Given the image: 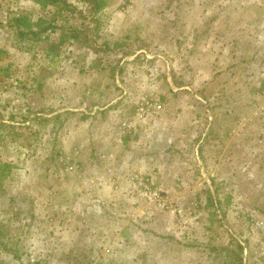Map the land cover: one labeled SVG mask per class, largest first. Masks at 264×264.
<instances>
[{
  "label": "rangeland",
  "instance_id": "rangeland-1",
  "mask_svg": "<svg viewBox=\"0 0 264 264\" xmlns=\"http://www.w3.org/2000/svg\"><path fill=\"white\" fill-rule=\"evenodd\" d=\"M104 1L0 0V264H264V0Z\"/></svg>",
  "mask_w": 264,
  "mask_h": 264
},
{
  "label": "trees",
  "instance_id": "trees-1",
  "mask_svg": "<svg viewBox=\"0 0 264 264\" xmlns=\"http://www.w3.org/2000/svg\"><path fill=\"white\" fill-rule=\"evenodd\" d=\"M36 2L41 3L42 5H54L57 7V9L59 8H65L68 9L69 7H71L70 3L67 2V0H35ZM86 2L92 3L91 8L95 11H98L99 9H101L102 7L105 6L106 2L104 0H85ZM15 28H16V32L18 33L17 35H22V37L26 36L27 31H32V26L33 25H37L39 26L38 30H36L35 32H31L32 34H41L44 33L45 31H48L49 29H54V27L52 26L53 24V19L48 22H46V26H40L41 22H45L42 18H37L36 22H34V24L31 23L30 19L28 17L26 18H16L15 17ZM73 39H76V35L72 34ZM11 208V207H9ZM3 226V225H2ZM4 229L1 228L0 229V235L4 236ZM3 245L2 247H4L3 242H1ZM8 253L12 256V259H20L18 252H16V250H10L8 249ZM14 264V263H11ZM20 264V262H19Z\"/></svg>",
  "mask_w": 264,
  "mask_h": 264
},
{
  "label": "built area",
  "instance_id": "built-area-1",
  "mask_svg": "<svg viewBox=\"0 0 264 264\" xmlns=\"http://www.w3.org/2000/svg\"><path fill=\"white\" fill-rule=\"evenodd\" d=\"M161 109H162V104L160 102L146 100L142 102L141 105L139 106L137 115L139 118H142L143 115L155 114L159 112ZM123 124L129 126V123L123 122ZM145 188H149V187L145 184ZM150 194L154 195L155 198L156 196L158 197L157 192H150Z\"/></svg>",
  "mask_w": 264,
  "mask_h": 264
}]
</instances>
